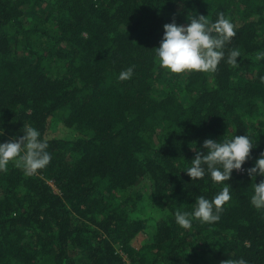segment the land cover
Segmentation results:
<instances>
[{
	"label": "trees",
	"instance_id": "1",
	"mask_svg": "<svg viewBox=\"0 0 264 264\" xmlns=\"http://www.w3.org/2000/svg\"><path fill=\"white\" fill-rule=\"evenodd\" d=\"M220 13L236 36L215 72L160 66L165 24ZM262 78L264 0H0V143L30 125L52 155L33 175L0 172V264H264V210L250 203L264 177L247 172L264 153ZM247 134L255 146L224 182L220 220L181 228L177 210L223 187L185 168L206 139Z\"/></svg>",
	"mask_w": 264,
	"mask_h": 264
},
{
	"label": "clouds",
	"instance_id": "2",
	"mask_svg": "<svg viewBox=\"0 0 264 264\" xmlns=\"http://www.w3.org/2000/svg\"><path fill=\"white\" fill-rule=\"evenodd\" d=\"M190 23L180 25L175 22L164 25V35L160 46L155 49L159 64L171 73L215 72L218 65L225 59V46L236 36L235 24L220 13L215 21L208 16H188ZM239 49H231L227 53V64L238 66ZM133 67L121 71L118 79H131ZM264 80V78H262ZM23 135L9 142L0 143V172L7 171L10 162L21 168L25 175H33L38 170L46 168L52 155L48 151L47 139L41 138V132L30 125L22 129ZM3 130L0 129V136ZM255 144L250 136L235 135L231 138L215 141L206 139L203 147L206 154L197 152L190 166L184 171L195 181L206 175L217 184H223L222 189L212 198L203 195L196 198L193 211L175 212L176 223L184 229H191L193 220L200 223H215L220 220L223 206L231 200L229 181L234 170L242 171L243 165L249 159ZM196 148L193 147V149ZM252 180L257 176L264 177V153L255 161V166L247 170ZM251 205L257 210H264V180L253 183ZM224 264H247L244 259H230Z\"/></svg>",
	"mask_w": 264,
	"mask_h": 264
},
{
	"label": "rangeland",
	"instance_id": "3",
	"mask_svg": "<svg viewBox=\"0 0 264 264\" xmlns=\"http://www.w3.org/2000/svg\"><path fill=\"white\" fill-rule=\"evenodd\" d=\"M60 130V127L56 130L57 132ZM150 187H152L151 186V184L148 182V183H146V185H144V187H141L140 189H144V190H146L144 193L146 194H144V196H146L145 197V201L147 202V195H148V190L149 189H151ZM134 217H135V215H134ZM160 219V217L159 216H155V218L154 219H151V220H149L148 222H147V227H146V231L145 232H143L134 242H133V246L135 247V248H141L143 245H145V244H147V243H149V242H151L152 241V238H153V236H154V234H155V231H156V225H157V222H158V220Z\"/></svg>",
	"mask_w": 264,
	"mask_h": 264
}]
</instances>
